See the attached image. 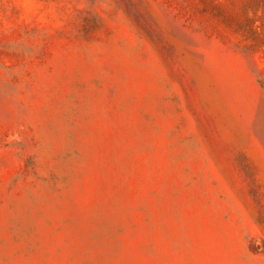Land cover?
<instances>
[{
	"label": "rangeland",
	"instance_id": "rangeland-1",
	"mask_svg": "<svg viewBox=\"0 0 264 264\" xmlns=\"http://www.w3.org/2000/svg\"><path fill=\"white\" fill-rule=\"evenodd\" d=\"M0 264H264V0H0Z\"/></svg>",
	"mask_w": 264,
	"mask_h": 264
}]
</instances>
